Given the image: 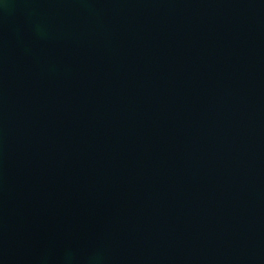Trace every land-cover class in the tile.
Returning a JSON list of instances; mask_svg holds the SVG:
<instances>
[{
	"label": "water",
	"instance_id": "obj_1",
	"mask_svg": "<svg viewBox=\"0 0 264 264\" xmlns=\"http://www.w3.org/2000/svg\"><path fill=\"white\" fill-rule=\"evenodd\" d=\"M0 264H264V0H0Z\"/></svg>",
	"mask_w": 264,
	"mask_h": 264
}]
</instances>
